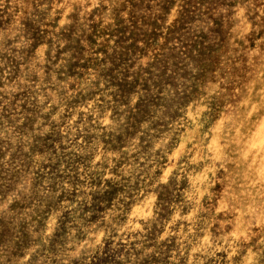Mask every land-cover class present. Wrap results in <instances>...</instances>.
I'll list each match as a JSON object with an SVG mask.
<instances>
[{
  "label": "rangeland",
  "instance_id": "rangeland-1",
  "mask_svg": "<svg viewBox=\"0 0 264 264\" xmlns=\"http://www.w3.org/2000/svg\"><path fill=\"white\" fill-rule=\"evenodd\" d=\"M0 264H264V0H0Z\"/></svg>",
  "mask_w": 264,
  "mask_h": 264
}]
</instances>
